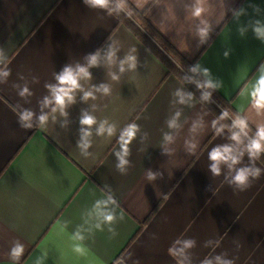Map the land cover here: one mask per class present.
<instances>
[{
	"label": "crops",
	"instance_id": "1",
	"mask_svg": "<svg viewBox=\"0 0 264 264\" xmlns=\"http://www.w3.org/2000/svg\"><path fill=\"white\" fill-rule=\"evenodd\" d=\"M183 2L174 0L181 19L178 36L165 35L153 23L162 10L140 13L184 59L210 68L223 81L216 93L235 112L244 111L259 122L247 111L249 102L242 90L264 63V43L251 30L241 37L232 12L226 10L208 42L198 46L188 31L192 18L183 19ZM226 3L228 8L247 9L241 24L264 20V0ZM254 6L260 9L258 15ZM213 15L219 19L222 9H214ZM110 36L120 41L121 56L135 46L141 64H146L136 73H126L118 83L107 80L104 68L91 69V83L109 82L113 89L111 96L88 102L97 105V118L107 117L120 127L136 120L149 133L147 141L131 145L132 166L126 175L115 168L116 137L94 138L90 149L94 158L80 155L76 147L79 115L88 105L79 97L68 110V130L51 120L47 129H24L18 123L23 108L39 113L38 102L47 94L45 84L53 82L55 71L67 63L82 62ZM0 47L7 57L0 70H10L0 83V264H17L9 257L16 240L25 246L18 264H35L45 252L43 264H176L169 249L177 238L196 241L190 250L192 264L215 255H224L234 264H264V171L243 190L230 186L223 173L211 175L208 151L226 141L215 135L214 116L198 100L194 107L183 109L182 119L189 123L172 146L173 155H161V129L166 130L164 121L175 110L170 105L171 93L182 83L114 16L86 7L83 0H0ZM225 50H230L227 59ZM26 82L32 92L27 101L18 95L17 87ZM205 112L206 127L195 137V152L188 154L184 141L192 138L191 120ZM256 166L264 169L258 161ZM147 169L163 172V179L149 182ZM105 185L111 187L124 219L115 225V237L110 238L107 228L86 232L89 255L77 257L68 234L83 224V213L101 198ZM64 221L69 224L67 232L61 233L58 222ZM208 241L212 244L205 246Z\"/></svg>",
	"mask_w": 264,
	"mask_h": 264
},
{
	"label": "clouds",
	"instance_id": "2",
	"mask_svg": "<svg viewBox=\"0 0 264 264\" xmlns=\"http://www.w3.org/2000/svg\"><path fill=\"white\" fill-rule=\"evenodd\" d=\"M83 4L93 10H101L108 16H120L123 14L132 18L134 11L143 12L148 9L150 14L155 10L160 11L159 18L153 17V23L165 35L174 33L180 35L178 24L181 20L176 12L174 0H144L143 4L137 0H83ZM134 5V7H133ZM222 9L223 15L217 19L213 15V10ZM184 18H192V26L189 32L197 39L198 46L208 42L210 34L214 30V25H219L223 20L226 10L232 12L233 19L238 23L237 31L244 37L249 30L254 37L264 43V20L252 19L246 24H241V17L248 15L247 9L228 8L226 0H184L182 5ZM254 12L258 15L260 9L254 6ZM122 45L119 40L107 38L102 46L93 52L86 54L82 62L76 61L65 64L59 72L53 73V82L45 84L47 94L42 97L39 103V113L32 109L23 108L18 113V123L21 128L32 129L38 126L47 129L49 121L58 124L61 129L68 130L70 126L69 109L79 101L88 105L87 108L80 109L79 130L76 147L80 155L85 159L92 157L94 153L90 151L94 144V138L100 137L111 139L116 137L117 149L114 151L116 158L115 168L121 175H126L132 166L131 145L139 140L144 143L149 138V133L144 131L136 120H133L123 127L107 117L98 119L94 114L97 105H89V101H96L98 98L112 95V84L101 82L91 83L93 73L91 69L104 68L107 80L120 82L126 73H136L142 65L138 50L131 46L121 56ZM225 59L230 55V50L223 53ZM7 60L5 51L0 47V65ZM10 75V70H0V83L5 82ZM182 86L177 87L171 93L170 105L175 109L165 119V129H161V155L171 157L175 151L172 147L185 124L189 121L182 119L184 107L192 108L197 101L196 92H199L200 104L213 103V94L223 86V81L214 77L210 68L197 62L187 67V73L182 76ZM33 83L38 82L37 77L32 78ZM195 86L196 92L189 91L184 85ZM87 85V86H86ZM19 88L18 95L27 101V97L32 95L28 83ZM242 94L248 98V112H253L260 118L259 122L250 119L244 111H237L235 114L227 107L218 105L221 108L219 115L211 121V128L215 135L223 137L225 143L216 144L208 151V171L213 177L224 174L225 181L235 189L243 190L250 185V182L258 178L264 169L256 166V161L264 156V63L256 69L251 80L244 86ZM180 106V107H177ZM205 113H198L191 120L188 128L191 139L184 141L185 151L193 154L197 148L195 137L206 127ZM139 119V117H137ZM247 157V163L244 158ZM145 178L149 182L163 179V172L159 170L147 169ZM208 190H212L209 186ZM101 198L96 199L91 208L83 213V224L78 225L73 232L68 234L71 251L77 257L86 258L89 249L84 241L85 233H91L93 229L103 231L107 228L110 238L117 235L115 225L124 219L122 212L118 213L119 203L116 200L112 189L105 185L101 190ZM68 221L58 222L59 231L66 233ZM87 225V227H85ZM212 244L206 242L205 246ZM196 246L194 239L177 238L169 249L170 255L176 260V264H192L191 249ZM25 246L19 240L13 242L9 257L14 262L20 260L24 254ZM47 256L38 257L35 264H43V259ZM117 264H121L120 261ZM200 264H234V261L227 259L224 255L205 257Z\"/></svg>",
	"mask_w": 264,
	"mask_h": 264
},
{
	"label": "trees",
	"instance_id": "3",
	"mask_svg": "<svg viewBox=\"0 0 264 264\" xmlns=\"http://www.w3.org/2000/svg\"><path fill=\"white\" fill-rule=\"evenodd\" d=\"M117 24L124 26L146 49L156 57L167 69L168 74L173 75L182 83V76L187 73V67L193 63L184 59L177 51L149 24L143 13L134 11L132 18L121 14L114 16ZM189 91L196 92L195 86L191 84L184 85ZM197 100L199 92H196ZM213 103L201 104L214 118L219 115L221 108L218 105L227 107L234 114L236 113L231 104L219 96L216 92L213 94ZM199 102V100H198ZM264 165V156L258 160Z\"/></svg>",
	"mask_w": 264,
	"mask_h": 264
}]
</instances>
